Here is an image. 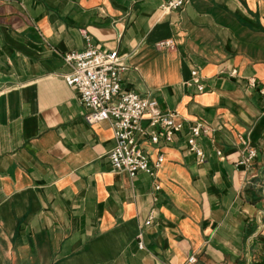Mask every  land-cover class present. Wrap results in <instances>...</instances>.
Instances as JSON below:
<instances>
[{"label": "crops", "instance_id": "crops-1", "mask_svg": "<svg viewBox=\"0 0 264 264\" xmlns=\"http://www.w3.org/2000/svg\"><path fill=\"white\" fill-rule=\"evenodd\" d=\"M169 1L0 0V264H264V0ZM86 35L183 123L141 139L154 175L114 168L111 121L64 79Z\"/></svg>", "mask_w": 264, "mask_h": 264}, {"label": "built area", "instance_id": "built-area-1", "mask_svg": "<svg viewBox=\"0 0 264 264\" xmlns=\"http://www.w3.org/2000/svg\"><path fill=\"white\" fill-rule=\"evenodd\" d=\"M183 3L184 0H171L164 8L178 9ZM86 38L87 46L83 51H72L65 55V60L74 63V67L72 72L64 75V79L79 93L88 109V122L111 121L116 145L109 152V157L114 168L129 173L131 177L139 172L154 175L164 157L160 154L156 162L151 164L150 156L141 146V139L148 137L154 144L162 139L171 143L183 129V123L177 120L175 112L162 109L156 99L126 89L123 85V73L129 66L125 59L117 50L100 49L93 44L90 36L86 35ZM165 44L170 45V42ZM252 81L255 83V80ZM191 83L200 91L204 89L197 70L192 71ZM262 91L264 92V88ZM144 120L147 121L146 126L143 125ZM208 132L209 127L204 122H197L190 127L188 145L201 160L205 158V154L198 146L197 139ZM256 155L254 148L248 149L239 164L249 165ZM150 222L148 220L147 224ZM140 247H144L142 241ZM196 260L195 256L189 258L191 263Z\"/></svg>", "mask_w": 264, "mask_h": 264}]
</instances>
